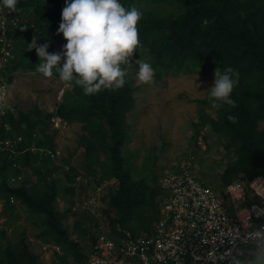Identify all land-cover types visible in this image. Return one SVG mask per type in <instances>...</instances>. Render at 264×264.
Returning a JSON list of instances; mask_svg holds the SVG:
<instances>
[{"label": "trees", "instance_id": "1", "mask_svg": "<svg viewBox=\"0 0 264 264\" xmlns=\"http://www.w3.org/2000/svg\"><path fill=\"white\" fill-rule=\"evenodd\" d=\"M119 2L126 9L135 7L142 13L138 25L141 46L131 59L150 63L156 79L180 75H209L214 78L217 68L223 70L226 67L239 74V83L231 94L236 107L222 105L225 107L219 110L222 124L211 125L213 135L224 131V134L230 133L232 142H235L234 149L228 150L229 154H234L235 161L232 160L216 180L215 189L222 190L235 181L249 183L258 176H264V130L259 128L264 120V0ZM165 3L175 4L179 13L164 15L161 5ZM64 6L65 0H18L16 11L5 8L13 22L7 24L4 36L0 20V39L4 36L11 54L0 67V87L2 78L8 77L11 83L16 73H38L35 69L39 58L35 49L28 51L27 45L34 36L38 45L50 44L49 53L62 51L66 41L62 34L57 35V31ZM205 19L208 20L207 26L203 24ZM1 48L2 43L0 63L4 58ZM53 77L59 78L55 70ZM127 79L128 76L124 87L119 90L102 89L92 95H84L82 89L73 83V88L65 93L55 113L45 114L36 106L17 115L7 111L1 117L0 200L4 203V212L24 207L29 212L28 220L39 229L38 239L44 243H55L63 252L44 262L30 245L27 231L24 230L13 244L5 233L6 239L0 245V264H61L59 259L69 264V257L77 264H88L96 236L92 237L90 251L69 236L63 225L69 209L65 213L59 209L58 190L52 186V179L48 180L50 176L45 171L50 163L53 165L51 156L56 152L53 136L48 133L54 118L66 123H83L91 134L93 140L83 138L81 144L85 151L82 167L87 173H93L91 178L95 184L99 186L105 181H117V187L108 192V198L105 195L109 207L98 209L100 215L105 213L109 218L110 237L119 238L118 228L130 230L133 234L146 227L150 229L158 219L156 199L162 190L159 178L151 176L150 181L146 177L134 179L129 158L124 155L129 129L126 118L136 104L134 90ZM199 103L211 106L208 97ZM229 115L237 117V122L229 121ZM7 139L17 141L12 150H3ZM94 139L107 142L106 162L96 157ZM97 165L102 167L101 173L97 172ZM74 172L73 180H76L80 174L77 170ZM21 175L23 181H16ZM32 178L35 184H32ZM84 187L85 184L81 190ZM11 198H14V203ZM72 198L69 200L71 203ZM111 212H114V218L110 216ZM4 216L10 218V214ZM0 234L4 235L3 231Z\"/></svg>", "mask_w": 264, "mask_h": 264}, {"label": "rangeland", "instance_id": "2", "mask_svg": "<svg viewBox=\"0 0 264 264\" xmlns=\"http://www.w3.org/2000/svg\"><path fill=\"white\" fill-rule=\"evenodd\" d=\"M161 6L164 15L169 12L174 15L179 13L175 4L165 3ZM1 63L4 64L5 61L2 60ZM124 67L128 73L127 81L133 88L136 99L134 110L126 118L129 129L128 141L124 149V155L129 158L133 178L146 177L150 181L151 176H155L159 178L158 183L162 189L161 183L165 177L174 174L180 169L183 161L192 157L199 181L215 188L216 180L226 171L232 160L235 161L234 154H229L228 151L234 149L232 147H235V142H232L230 133L224 134V131L223 134L213 135L211 125L222 124L219 110L225 107L220 105L213 108L199 103L208 97L207 90L213 85L214 78L209 75H180L156 79L154 75L151 83L141 84L136 78L138 65L135 61L130 58V67ZM2 80L0 122L7 111L17 115L20 111H31L36 106L45 114L55 113L58 105L63 102L65 93L73 88V85L66 86L59 78L53 76L45 78L42 74L34 72L16 73L11 83L8 82V77ZM259 128L264 130V120L260 122ZM48 133L53 136L56 152L51 156L55 163L52 161L53 165L50 163L45 171H48L47 176H50L47 177L48 180L52 179V186L58 190L59 209L63 213L69 209L63 225L72 239H76L87 251H90L93 244L92 237L97 236L100 231L97 225H101L102 222L108 228L110 226L109 218L105 213L96 214L90 211L89 207L94 209L97 205L101 210H106L109 207L108 192L111 188L117 187V181H105L98 186L91 178L93 173L90 175L83 169L82 164L85 161V151L81 148L83 138L93 140L83 123H66L54 118L49 125ZM14 140L7 139L6 142ZM93 142L97 150L96 157L100 158L101 162H106L107 142L101 139H94ZM3 150L12 149L5 147ZM75 169L80 176L73 180ZM101 170L102 167L97 165V172L101 173ZM21 177L22 175L18 176L16 181H23ZM90 178L91 183L88 182ZM31 181L35 184L33 178ZM83 184L85 187L81 190ZM88 186L90 187L87 190ZM96 187L97 194L93 191ZM70 195L82 200L83 204L79 209L77 207L78 211L71 209L74 205L69 202ZM170 196L171 194L162 189L156 199L158 205L156 209L160 211L161 201H167ZM3 204L0 200V230L4 233V235L0 234V245L6 239L5 233L13 244L25 230L30 245L40 255L41 261L49 262L55 255L50 250L56 249L58 245L44 243L38 239L39 229L35 227L36 224L28 220L29 212L24 207L18 206L15 210L4 212ZM85 204L87 210H83ZM8 214L10 218L4 216ZM146 215L148 216L149 213L147 212ZM110 216L114 218V212H111ZM146 228L137 230L135 234L151 230ZM45 246H48L46 251L43 250ZM62 252L60 249V254ZM59 262L65 264L60 259ZM69 264L77 263L69 257Z\"/></svg>", "mask_w": 264, "mask_h": 264}, {"label": "built area", "instance_id": "3", "mask_svg": "<svg viewBox=\"0 0 264 264\" xmlns=\"http://www.w3.org/2000/svg\"><path fill=\"white\" fill-rule=\"evenodd\" d=\"M4 36L0 43L6 61L11 53ZM5 144L8 147L10 142ZM194 165L190 157L162 181V189L171 196L161 201L159 219L150 231L133 234L118 228L121 235L113 238L111 229L100 222L88 264H232L233 257L250 260L257 250L252 234L264 230V176L217 190L199 181ZM11 202L15 200L11 198ZM72 204L71 209L78 211L83 202L76 197ZM83 208L88 209L86 204ZM89 209L97 214L99 207ZM60 249L50 251L62 255Z\"/></svg>", "mask_w": 264, "mask_h": 264}, {"label": "clouds", "instance_id": "4", "mask_svg": "<svg viewBox=\"0 0 264 264\" xmlns=\"http://www.w3.org/2000/svg\"><path fill=\"white\" fill-rule=\"evenodd\" d=\"M17 3L18 0H0L2 34L7 24L13 22L5 8L16 11ZM141 19L139 9H126L119 0H65L57 31V35L62 34L66 41L62 51L49 53L50 44L38 45L35 36L27 44L28 51L35 49L39 58L35 71L45 78H51L55 70L66 86L74 83L84 95L96 94L102 89L119 90L124 87L128 74L123 66L130 67V58L141 46L138 28ZM203 24L207 26L208 20L205 19ZM135 63L138 65V82L151 83L155 75L151 64L142 59ZM238 83L239 74L231 67L223 70L217 68L213 85L207 90L211 106L228 105L235 108L236 102L231 94ZM228 119L237 122L235 116L229 115ZM16 142H10L8 147L12 149ZM252 238L256 241L257 249L253 258L245 262L233 257L232 264H264V230L254 232Z\"/></svg>", "mask_w": 264, "mask_h": 264}]
</instances>
